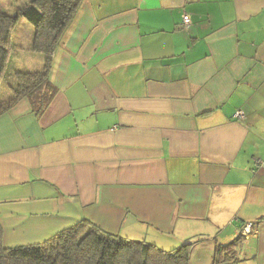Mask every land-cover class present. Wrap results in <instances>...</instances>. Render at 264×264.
<instances>
[{"label":"crops","instance_id":"1","mask_svg":"<svg viewBox=\"0 0 264 264\" xmlns=\"http://www.w3.org/2000/svg\"><path fill=\"white\" fill-rule=\"evenodd\" d=\"M33 35L11 31L0 105L43 65ZM51 80L40 116L26 97L0 114L4 247L86 218L163 249L194 241L188 264H264V0H82ZM247 221L256 237L218 263Z\"/></svg>","mask_w":264,"mask_h":264},{"label":"trees","instance_id":"2","mask_svg":"<svg viewBox=\"0 0 264 264\" xmlns=\"http://www.w3.org/2000/svg\"><path fill=\"white\" fill-rule=\"evenodd\" d=\"M81 2L30 0L13 14L0 10V80L10 56L11 31L19 21H27L34 27L32 49L44 57L40 69L14 73L11 96L0 105V114L22 97L28 99L36 116L48 107L57 91L51 80L53 58ZM193 244L194 241H186L163 249L145 240L106 232L82 218L42 242L6 248L2 245L0 226V264H188ZM234 245L232 242L218 246V263L231 258Z\"/></svg>","mask_w":264,"mask_h":264},{"label":"built area","instance_id":"3","mask_svg":"<svg viewBox=\"0 0 264 264\" xmlns=\"http://www.w3.org/2000/svg\"><path fill=\"white\" fill-rule=\"evenodd\" d=\"M190 21L191 20H190L189 15L186 12H184L182 15V25L184 27H187L190 24ZM234 116L241 118L243 117V112L241 110H237L234 113ZM235 220L237 221V219ZM257 233H258V229H257L256 223L247 221L241 224V228L238 231V237H241V241H240L241 243L246 244L247 240L251 237H256ZM237 252H238L237 248H234L233 254H236Z\"/></svg>","mask_w":264,"mask_h":264},{"label":"rangeland","instance_id":"4","mask_svg":"<svg viewBox=\"0 0 264 264\" xmlns=\"http://www.w3.org/2000/svg\"><path fill=\"white\" fill-rule=\"evenodd\" d=\"M18 2H19V0H0V5H1L2 8H4L5 10H8L10 14H13V12L16 11V10L14 11L13 8H14L15 6H17ZM236 239H238V240H235L236 242H235V245L233 246V249L236 248L235 246L237 245V241L240 243V241H241V237H238V238H236ZM239 240H240V241H239ZM232 251H233V250H232ZM238 253H239V252H238ZM238 253L233 254L232 256H230L231 258L226 259V260H228L227 262H231V261L237 260V259H238V256H237V255H239ZM226 260H225V261H226Z\"/></svg>","mask_w":264,"mask_h":264}]
</instances>
